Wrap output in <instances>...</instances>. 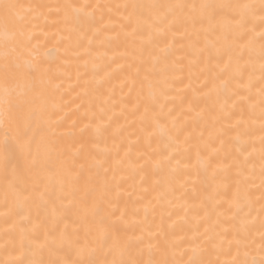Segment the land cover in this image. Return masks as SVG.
<instances>
[{
    "label": "snow or ice",
    "instance_id": "1",
    "mask_svg": "<svg viewBox=\"0 0 264 264\" xmlns=\"http://www.w3.org/2000/svg\"><path fill=\"white\" fill-rule=\"evenodd\" d=\"M178 40L187 41L180 47L193 57L189 80L192 67L203 63L200 87L214 97L215 114L199 131L195 121L203 113L191 131L187 119L178 122L183 109L173 115L184 101V89L176 87L184 80L183 57H173ZM69 57L99 77L98 86L123 74L119 101L114 87L102 100L93 89L98 110L90 99L78 117L88 120L82 132L91 128L97 139L123 117L111 147L87 150L72 131L77 120L65 123ZM83 107L82 101L75 111ZM132 123L149 147L153 136L162 142L152 153H137L147 156L139 167L130 140L121 155L122 133ZM193 153L194 183L204 187L192 189L200 203L193 206L191 247H181L184 241L170 240L163 228L152 231L130 218L117 174L151 164L161 174L152 184L156 201L171 203L172 177ZM181 207L189 210L186 202ZM0 224V264H264V0H0Z\"/></svg>",
    "mask_w": 264,
    "mask_h": 264
},
{
    "label": "bare ground",
    "instance_id": "2",
    "mask_svg": "<svg viewBox=\"0 0 264 264\" xmlns=\"http://www.w3.org/2000/svg\"><path fill=\"white\" fill-rule=\"evenodd\" d=\"M22 2H44V3H67L73 2V0H22ZM77 2H90V3H122L124 0H77ZM58 27H63L60 25ZM49 31H55L56 29H48ZM64 35H67L65 32ZM171 39V38H169ZM181 43L187 44V41H177L175 45V51L173 53L174 58L183 57L181 61L184 65V80L183 84H178L176 87L183 88L184 91L182 95L184 96L183 104L180 105L178 103L176 112L173 115L181 112L183 109V115L179 116L178 122H184L185 119L188 120V127L186 131H191L193 127L194 118H196L197 113H203V119L196 120V130L199 131L200 127L205 124L207 121L209 124L211 123V116L214 115V111H210L211 106L213 104L214 97L209 99L203 96V93L207 91L206 88H201L200 84L204 80V76L200 75V68L203 67V63L194 65L191 69L193 73L191 77V81L189 80V68H188V61L193 57L187 55V49L181 48ZM55 45V38L49 41L46 47H52ZM60 52L59 58L60 61L65 59L63 54L64 45H58ZM163 47V44H161ZM118 51L124 50L123 44V37H121L120 47L117 49ZM111 55V52L109 53ZM68 65L63 69L65 72V76L63 77L64 80V87L67 90L64 100L68 102L67 110H70V114L68 119L66 120V125L70 126L73 120H77L76 127L72 129L75 134V137L79 140V143L85 145L87 150H95L94 145L98 144L100 148H104L105 145L111 147L113 144L112 132L115 128L119 125L125 123L124 118L120 117L117 120H114L111 123V127L107 129L102 137L97 139L94 136L93 130L88 128L85 129V126L88 124V120L78 119L81 113L84 112L85 108L88 106V101L91 99L93 103V110H98L97 103L98 101L93 98L92 90H96V96L102 100L109 94L110 89H115L113 99L119 101L121 97V89L120 83L121 79L123 78V74L117 73L115 78L112 79L110 82H105L102 85H97L95 83L96 79L99 77L93 78V74L90 69L86 70L83 67L82 61H76L75 59L69 57ZM59 62V61H58ZM118 63H123V61H118ZM87 74L85 75V72ZM79 73V76H78ZM100 75L102 76L103 73L101 72ZM87 82V83H86ZM191 83V87L185 88V85ZM71 85V87H69ZM211 85L209 84V87ZM87 88L89 90V95H83V92ZM193 89H199L198 93H194ZM124 93H127V88L123 89ZM81 94L79 98H77V94ZM102 94V95H101ZM194 95L198 96V99H194ZM84 102V107L80 109L79 112L75 111L76 105ZM131 105H129L130 107ZM191 106V111H189V107ZM119 104H117L115 111L119 112ZM239 116H234L232 121L238 119ZM129 120H132V117H129ZM95 123V122H93ZM148 131H152L151 128ZM125 137V145L124 148L121 149V155H123L124 150L127 148L128 144L127 141L132 142V153L131 159L135 162L137 167L139 165L144 164L147 156H143L140 159H137V153H152L154 149H157L158 145H161L162 142L159 139V136H153L151 140V147L148 146L145 135L146 133H142L140 131V125L136 123H132L130 126L126 127L124 132L122 133ZM205 135H207V128H205ZM235 135V131L228 133V136ZM258 135V133H257ZM139 137V143H137V138ZM119 139V138H117ZM79 143L76 147H79ZM215 146H219V141L216 142ZM257 147L259 145L257 144ZM163 155H167V152H164ZM157 155H152V159H157ZM175 159H179L176 157ZM175 159L173 160V165L175 164ZM111 162V161H110ZM195 154L193 153L191 160H185L179 167V169L174 173L172 177L173 187L175 188V192L173 196H170L168 199L171 200V203L167 201L157 202L155 199L156 193L152 191V184L153 181L160 178L161 174H153L151 164H148L142 171L138 170L132 172L131 170H126L121 173H118V178L123 176L124 179L121 181L120 187V205L121 207L124 206L125 202L128 204V209L130 213V218H134L138 221H144L143 227L149 228L152 231H156L158 227L163 228V230L168 233V238L170 240L181 241L183 240L184 243L181 244V247H191L189 243V239L194 234V226L196 224V216L197 213L193 206L198 205L200 200L198 197H194L192 189L196 188L197 192H201L203 190V185L194 181L197 180L195 168ZM184 164H188L189 168L186 170L184 168ZM143 177V180H142ZM147 189V191H145ZM187 190V195L182 200L175 199L176 196H180ZM150 202V204H149ZM189 208L186 212L185 207H181V205H185ZM149 204V211L147 213V218L145 219V212H144V205ZM224 207H227V202L225 200ZM139 209V214L135 217L131 216V213ZM43 213H41L42 215ZM35 216V213H33ZM200 216L203 215L201 211L199 213ZM38 222V221H37ZM69 227H71V221H68ZM4 227L3 224H0V229ZM63 227V224L61 225ZM200 231H203V225L200 226ZM253 235L257 236L256 229H253ZM230 238V237H229ZM256 242L259 243V239L257 236ZM199 243V241H196ZM226 257H221V259H225Z\"/></svg>",
    "mask_w": 264,
    "mask_h": 264
}]
</instances>
